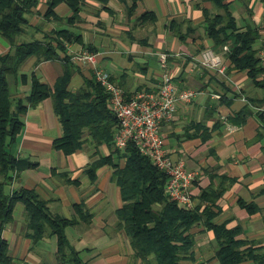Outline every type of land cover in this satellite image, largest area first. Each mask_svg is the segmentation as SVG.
Here are the masks:
<instances>
[{"label": "crops", "instance_id": "crops-1", "mask_svg": "<svg viewBox=\"0 0 264 264\" xmlns=\"http://www.w3.org/2000/svg\"><path fill=\"white\" fill-rule=\"evenodd\" d=\"M53 0H38L27 15L28 25L16 38V45L32 42L52 44L64 51L57 58L40 61L33 56L11 78L12 97L22 100L27 111L23 128L11 147L18 160L33 168L14 173L6 190L12 194L24 188L36 191L48 203L54 216L77 219L66 230L71 245L89 264H157L136 257L130 238L120 228L119 210L124 206L121 188L110 165L91 172L112 150L98 149L89 137L77 152L66 155L54 143L64 135L53 98L30 107L33 77L54 88L71 71L72 93L94 78V71L71 57L87 50L98 54L99 66L111 74L127 98L146 90L155 92L169 76L180 90H194L197 97L181 103L172 120L162 124L165 148L174 159H184L198 174L191 188L195 208L203 216L192 229L195 234L194 262L221 264L219 241L207 226L205 212L216 226L238 230L244 249L252 248L264 259V89L256 86L246 72L234 70L229 52L216 47L206 31V13L236 19L240 32L256 27L264 48V0H228L229 9H218L213 0H82L79 11L61 2L54 16H46ZM69 32L71 41L60 37ZM76 37L81 40L75 41ZM230 47V45H229ZM0 35V57L15 51ZM214 50L222 57L224 74L201 65L202 55ZM166 56V60L162 59ZM69 58V64L66 63ZM26 78V79H24ZM122 166L125 161L121 162ZM76 205L85 207L80 215ZM90 215L91 217L89 218ZM25 206L18 203L14 220L3 237L8 241L12 264H62L57 237L34 241L27 236ZM241 264H258L248 258Z\"/></svg>", "mask_w": 264, "mask_h": 264}, {"label": "trees", "instance_id": "trees-1", "mask_svg": "<svg viewBox=\"0 0 264 264\" xmlns=\"http://www.w3.org/2000/svg\"><path fill=\"white\" fill-rule=\"evenodd\" d=\"M81 1L53 0L46 16L53 17L55 7L61 2H67L76 13ZM227 1L213 0L218 9L228 11ZM37 4L38 0H0V35L16 48L14 52L0 57V264L13 263L9 243L3 237V232L13 222L14 209L18 203L25 206L28 237L36 242L46 236L57 237L62 264H89L81 259L66 234L68 227L77 224V219L54 216L48 203L34 190L22 188L12 194L6 190L14 181V173L23 171L26 166L35 167L30 162L25 165L26 160H18L11 152L23 128L22 115L28 107L24 101L12 97L9 79L18 78L20 68L27 59L36 56L40 61H49L58 57V50L64 51L62 43L58 44V50L52 44L43 42L16 45V38L28 25V13ZM206 31L216 47L223 49L230 45L232 68L246 72L256 86L264 89L260 50L255 48L261 38L258 29L249 25L245 32H240L236 19L227 12L225 17L206 13ZM58 35L69 41L73 36L65 31ZM80 40V37H76L75 41ZM70 60L66 58V63L69 64ZM71 76V71L67 69L54 88L33 77L32 94L27 100L30 107H37L46 99H54L56 113L64 129L63 137L54 143L55 149L71 155L83 147L86 136L97 149L107 145L112 154L96 162L91 172L105 165L114 169V179L121 188L124 201L123 208L118 212L120 228L130 238L136 257L150 263L149 257L155 255L157 264L194 262L196 238L192 229L202 222L203 216L169 200L166 194L168 175L159 170L150 158L143 156L133 144L125 150L115 147L119 122L109 108V97L105 90L93 78L87 81L84 88L72 93L69 90ZM122 161H125L123 166ZM75 207L80 215L86 213L83 205ZM205 215L208 228L215 232L220 244L217 258L221 264H241L248 258L264 264V259L257 257L252 248L244 249L246 244L237 240L240 234L238 230L214 225L210 221L214 215L208 210Z\"/></svg>", "mask_w": 264, "mask_h": 264}, {"label": "built area", "instance_id": "built-area-1", "mask_svg": "<svg viewBox=\"0 0 264 264\" xmlns=\"http://www.w3.org/2000/svg\"><path fill=\"white\" fill-rule=\"evenodd\" d=\"M223 51L230 52L229 45ZM165 61L166 56L162 55ZM72 61L82 63L94 71V78L108 95V105L119 122V131L114 144L117 149L125 150L133 144L143 156L169 177L166 194L170 201L181 208L193 210L195 202L191 188L198 174L187 168L184 159L176 160L169 155L162 137V124L173 119L181 103L189 104L197 97L194 90L180 91L169 76H165L159 90H146L127 98L123 88L117 85L111 74L99 66L98 54L84 50L74 54ZM260 66L264 69V48L259 53ZM201 65L209 70L224 74L226 69L222 57L214 50L202 55Z\"/></svg>", "mask_w": 264, "mask_h": 264}]
</instances>
